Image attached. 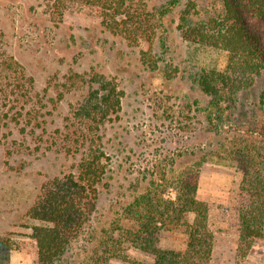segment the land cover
Masks as SVG:
<instances>
[{
    "label": "rangeland",
    "instance_id": "obj_1",
    "mask_svg": "<svg viewBox=\"0 0 264 264\" xmlns=\"http://www.w3.org/2000/svg\"><path fill=\"white\" fill-rule=\"evenodd\" d=\"M168 1L143 0L154 14V34L133 44L107 31L94 14L54 17L50 0H0V60L13 58L31 79L27 97L11 103L0 93V264H37L31 234L38 223L28 211L43 187L75 171L90 134L106 172L95 210L65 254L68 262L89 264L94 249L110 235L117 238L127 226L124 207L151 180L173 199L172 182L192 168L213 235L209 264H264V238L245 248L238 236L242 175L232 163L241 149H249L259 167L264 161V71L234 104L221 103L218 120L196 78L224 72L227 52L185 39L183 30H216L227 15L224 0H178L158 17ZM239 5V17L264 49V20L245 1ZM107 80L122 92L120 109L91 133L75 112ZM186 239L183 229L160 231L157 247L182 251ZM119 243L118 257L105 264L152 262L150 254Z\"/></svg>",
    "mask_w": 264,
    "mask_h": 264
},
{
    "label": "trees",
    "instance_id": "obj_2",
    "mask_svg": "<svg viewBox=\"0 0 264 264\" xmlns=\"http://www.w3.org/2000/svg\"><path fill=\"white\" fill-rule=\"evenodd\" d=\"M241 1H245L257 13L255 15L264 20V0H224L227 15L225 22L219 23L216 30L205 31L194 26L183 30L185 39L199 44L209 43L227 52L224 72H204L196 78L199 89L211 99L210 104L216 110L218 120L221 103L234 104L238 95L246 91L253 79L264 71V49L259 46V38L246 27L238 14ZM177 2L169 0L166 7L156 12L157 16H164L169 7ZM49 7L54 17H61L64 12L99 16L107 31L121 35L133 44L149 42L154 34L151 24L154 14L145 10L143 0H50ZM209 31L213 32L210 34ZM27 81L31 83L13 58L0 60V93L4 94L6 101L12 103L27 97ZM121 95L113 81H104L101 91L91 94L87 102L78 107L76 116L89 124L91 132L110 114L119 111ZM261 95L264 97V91ZM255 129L258 130V126ZM263 129L260 127L261 131ZM90 136L93 134L89 135V142H81L85 152L75 171L55 178L43 187L28 211L30 220L38 223L31 234L36 244L37 264H75L68 262L65 254L72 242L81 236L84 225L93 214L98 186L106 172L104 153ZM248 150L247 154L243 149L232 154V163L242 175L236 211L238 236L245 248L249 247L252 239L264 238V161L259 167ZM196 188L197 170L192 168L172 182L173 199L158 193L157 183L151 180L145 192L133 196L124 207L127 226L120 229L117 238L110 235L108 241L101 243L100 249H94L89 264H105L110 258L118 257L115 244H121L119 242L150 254L153 257L150 264H209L213 235L207 226L208 207L196 199ZM189 214L193 215L191 223L188 221ZM177 229L186 233L184 250L157 247L160 231Z\"/></svg>",
    "mask_w": 264,
    "mask_h": 264
}]
</instances>
